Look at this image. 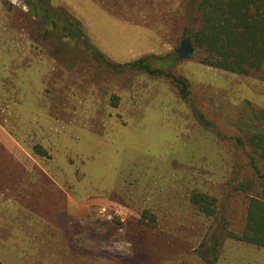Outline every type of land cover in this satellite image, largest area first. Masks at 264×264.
I'll return each mask as SVG.
<instances>
[{"label":"rangeland","instance_id":"obj_1","mask_svg":"<svg viewBox=\"0 0 264 264\" xmlns=\"http://www.w3.org/2000/svg\"><path fill=\"white\" fill-rule=\"evenodd\" d=\"M32 1L0 0V262L209 264L219 238L213 264H264V249L225 234L243 229L236 187L256 174L243 132L264 82L177 57L194 0H50L110 62L152 57L184 78L185 99L168 79L104 70ZM194 192L216 200L214 216Z\"/></svg>","mask_w":264,"mask_h":264},{"label":"trees","instance_id":"obj_2","mask_svg":"<svg viewBox=\"0 0 264 264\" xmlns=\"http://www.w3.org/2000/svg\"><path fill=\"white\" fill-rule=\"evenodd\" d=\"M191 5L197 12L198 23L188 33L194 53L201 55L200 61L209 67L233 74L252 75L264 82V0H194ZM30 9L35 16L41 12L42 23L49 24L57 38H68L72 43H79L86 56L104 70L118 75L138 71L165 78L176 84L182 99L188 95L186 80L172 75L162 67L154 68L152 57L123 64L107 60L87 40L82 22L66 9L53 7L50 0L32 1ZM251 115L254 124L251 129L243 132V143L250 150V166L256 174L249 181L238 182L236 187L247 199L242 231L238 234L226 231L225 234L239 242L264 249V176L260 175L255 166L257 163L264 166V109L255 110ZM203 124L210 123L203 121ZM239 141L244 145L242 140ZM33 149L41 156L47 155L39 145ZM190 202L205 216L211 217L216 213V200L210 195L194 192ZM218 245L219 238H216L212 245L205 248V252L212 257L205 253L201 255L207 263L213 264L212 261H215Z\"/></svg>","mask_w":264,"mask_h":264},{"label":"water","instance_id":"obj_3","mask_svg":"<svg viewBox=\"0 0 264 264\" xmlns=\"http://www.w3.org/2000/svg\"><path fill=\"white\" fill-rule=\"evenodd\" d=\"M177 57L181 60L190 58L194 54V48L192 47L189 33L185 35L182 43L175 49Z\"/></svg>","mask_w":264,"mask_h":264}]
</instances>
